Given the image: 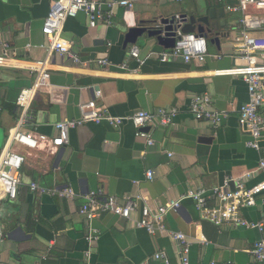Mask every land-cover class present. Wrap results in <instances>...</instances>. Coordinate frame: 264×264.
Returning a JSON list of instances; mask_svg holds the SVG:
<instances>
[{
    "label": "crops",
    "instance_id": "0c3cea01",
    "mask_svg": "<svg viewBox=\"0 0 264 264\" xmlns=\"http://www.w3.org/2000/svg\"><path fill=\"white\" fill-rule=\"evenodd\" d=\"M131 1V10H115L111 27L100 23L91 28L85 13L67 21L63 36L88 65L77 66L69 56L53 53L49 85L38 92L24 130L56 137V125L79 119V106L90 101L117 117L163 108H176L178 116L168 127L148 128L153 146L137 137L131 122L120 128L87 123L71 129L69 144L54 151L47 145L39 149L16 145L14 150L25 162L17 199L0 201L3 264H182L181 245L169 235L152 236L134 221L113 215L89 222L80 214L83 197L92 191L105 197L139 196L156 207L250 171L254 173L246 181L248 187L264 181V173L257 171L264 154L250 148L251 137L239 126L240 109L249 100L248 85L241 76L215 74L238 64L232 56L241 14L228 10L237 0ZM211 9L217 11L216 21L225 23L218 31L224 37L220 47L211 43L214 36L205 37L211 55L221 59L162 62L166 49L147 35L136 46L124 48L130 29ZM220 10H224L223 17ZM50 11L48 0H0V54L7 43L17 58L10 67L0 68V155L19 121L17 98L36 79L29 67L48 56L47 49L39 46L48 45L42 28ZM134 47L140 50L139 61L130 56ZM103 58L112 66L100 67L97 61ZM123 63L136 71L121 70ZM200 95H209L212 110L223 114L217 127L190 112L193 98ZM149 171L154 173L152 179L147 177ZM32 183L50 190L72 188L77 197L69 200L34 193ZM242 216L249 223L264 224V206L259 203L245 209ZM139 218V214L133 217ZM165 224L169 232L182 233L190 242V264H264L251 253L255 243L264 240V229L219 228L203 219L193 200H184L178 211L167 215ZM91 231L100 233L93 243L87 239ZM159 253L165 258L156 259Z\"/></svg>",
    "mask_w": 264,
    "mask_h": 264
},
{
    "label": "built area",
    "instance_id": "2783aa9c",
    "mask_svg": "<svg viewBox=\"0 0 264 264\" xmlns=\"http://www.w3.org/2000/svg\"><path fill=\"white\" fill-rule=\"evenodd\" d=\"M51 11L44 21L42 31L48 40V45L39 46L46 48L48 56L44 61H34L29 69L36 75L34 84L21 90L17 98V107L20 112L19 121L8 137L7 147L0 155V201L4 199L16 200L21 185V172L25 157L14 150L16 145L39 149L41 145H47L52 151L65 147L69 144V133L71 129L83 126L87 123H108L120 128L125 122H131L137 129V137L144 139L148 146H153L150 132L145 129L158 124L168 127L174 123L178 116L176 108L159 109L156 113L138 111L131 116L117 117L111 114L105 107L99 106L95 101L82 103L79 106L81 117L77 120L62 121L56 125L59 134L56 137L45 135H33L24 130L30 121V112L37 94L49 85L51 78L50 59L53 53L60 56H69L77 66H87L77 54L73 53V43L64 38V28L69 19L76 18L78 14L85 13L89 18V25L95 28L98 24L113 26L115 10L117 8L131 10L134 2L131 0H119L100 2L98 0H48ZM181 1V0H179ZM236 6L228 7L234 13H240L238 32L233 40V58L241 63L234 68L217 71V75L241 76L247 83L249 89V100L239 112V126L242 132L250 135V148L264 154V0H237ZM175 20V47L161 54V61L170 59H182L186 63H204L213 56L209 51L207 38L197 33L185 34L182 30L189 17L177 14ZM4 51L0 54V68L10 67L17 60L11 53L7 43L3 45ZM34 46L28 45V48ZM140 50L134 47L130 56L139 61ZM103 68H109L112 64L107 58L97 61ZM119 68L125 72L134 73L136 70L130 68L128 63H123ZM212 98L209 95H200L193 98L190 112L198 120H207L215 127L220 123L223 114L217 113L211 108ZM2 108H0V113ZM257 171L264 173V156L260 161ZM253 171L245 173L238 179H226L223 184L212 189L201 188L190 191L180 200L167 201L166 203L153 207L142 197L110 195L105 197L102 192L92 191L83 198L84 202L80 209L89 222L102 215H113L126 221H134L139 229L145 230L152 236L169 235L181 245L182 264H190L189 254L191 244L182 233L169 232L165 221L169 213L178 211L184 200H193L197 210L202 214L204 220L219 228L226 226H242L247 228L264 229L263 223H249L243 216L245 209L255 208L259 203L264 206V181L248 187L246 181L252 178ZM154 173L149 171L147 177L152 179ZM234 183V188L231 184ZM31 191L52 197L74 200L77 197L72 188L50 190L40 187L37 183L30 185ZM143 201V204L141 202ZM215 201V205H211ZM135 214L140 218L134 220ZM98 231H91L88 236L89 242L99 239ZM2 238L0 237V243ZM254 258L264 263V240L255 243L251 251ZM90 252L87 254L89 257ZM156 259H164L165 254L159 253ZM0 264H3L0 261ZM215 264V263H212Z\"/></svg>",
    "mask_w": 264,
    "mask_h": 264
},
{
    "label": "water",
    "instance_id": "95a60500",
    "mask_svg": "<svg viewBox=\"0 0 264 264\" xmlns=\"http://www.w3.org/2000/svg\"><path fill=\"white\" fill-rule=\"evenodd\" d=\"M219 16H224V10L218 11ZM187 17V15H184ZM189 17V16H188ZM217 11L211 9L210 11L202 10L198 14L192 15L189 17V22H187L183 28L185 34L189 33H198L202 36L205 34L211 35L214 38L211 43H217V46L220 47L221 38L224 37L223 34H219L220 25L224 26V21L219 23L216 21ZM175 20L163 19L160 21L154 20L148 24V26H142L130 29L128 34L125 37L124 48L126 49L130 45H137L138 41L144 35H147L149 38L156 39L160 46L164 47L166 51L171 50L175 47ZM165 52V51H164ZM241 61L238 60V64ZM149 129H145L148 131Z\"/></svg>",
    "mask_w": 264,
    "mask_h": 264
},
{
    "label": "rangeland",
    "instance_id": "374dc122",
    "mask_svg": "<svg viewBox=\"0 0 264 264\" xmlns=\"http://www.w3.org/2000/svg\"><path fill=\"white\" fill-rule=\"evenodd\" d=\"M210 49H211V51L213 50V48H212V47H211Z\"/></svg>",
    "mask_w": 264,
    "mask_h": 264
}]
</instances>
